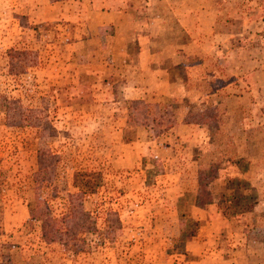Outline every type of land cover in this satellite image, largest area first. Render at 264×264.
<instances>
[{"label":"rangeland","instance_id":"obj_1","mask_svg":"<svg viewBox=\"0 0 264 264\" xmlns=\"http://www.w3.org/2000/svg\"><path fill=\"white\" fill-rule=\"evenodd\" d=\"M180 8L196 12L199 65L134 105L108 21L171 32ZM186 115L200 125L178 128ZM198 171H216L201 209ZM74 205L75 236L45 241L40 216ZM210 216L223 223L199 232L206 248L264 261V0H0V264H190Z\"/></svg>","mask_w":264,"mask_h":264},{"label":"crops","instance_id":"obj_2","mask_svg":"<svg viewBox=\"0 0 264 264\" xmlns=\"http://www.w3.org/2000/svg\"><path fill=\"white\" fill-rule=\"evenodd\" d=\"M173 12L175 14L174 20L176 21L173 25L176 29L171 32L168 30L167 21L165 22L162 18L158 17L154 19L150 18L146 24H141V27L128 29L131 27L130 25L128 26L125 19H123L125 14L124 10L113 13L114 17L108 21L116 27L114 28L113 35L114 37H118H116L117 41L114 42L112 47L115 57L111 58V62L114 61L118 66L122 67V74H125V67H128L129 75L136 81L133 82L135 87H131V89L132 93L137 95L131 96L130 99H142L143 101H147L145 95L148 96V93L144 94V92L149 91L151 95H156L157 97H166L170 94L174 95L170 86H172L174 82L178 85V80L184 78L182 77L184 76L182 75L183 73L189 74V72L195 71V68L199 65L193 62L196 49L195 46L197 44V38H195L194 32V30H196L194 21L196 12L194 10L192 13H183L181 8L180 11L176 9ZM93 13H96L97 16L98 13L104 14V12H100L99 9H96L92 14ZM106 22L107 21H100L91 27L87 25V30H96L97 27L99 28L104 25V23L108 24ZM127 29L132 33V37L127 38ZM184 33H187L190 37L186 38V42L184 41L185 38L182 39ZM130 48L133 50L130 51ZM139 90L141 93H138ZM180 95L177 89L176 96L179 97ZM177 123L178 128H186L189 126L198 127L200 125L198 123L186 122L182 119L177 121ZM251 174V171H245L243 176L249 179ZM191 206L201 209V207L195 206L194 204H191ZM222 223L223 220H221L220 217L210 216V218L200 226V231H198L196 235L197 240L195 237H192L191 240L186 241L188 255L192 257L190 264H241L240 261L245 262L244 264H264L262 258H258L259 253L253 251V249L250 250L247 246H244L245 248H240L242 252L241 250L234 251V257L230 260L221 256L222 254L219 251L215 253L214 250L206 248L204 241H198L199 232L206 237V234L211 235L212 232L217 231V229L222 226ZM212 226H216L217 229H212ZM208 250L210 252H208ZM195 256L198 257L194 258ZM238 257H243L244 260Z\"/></svg>","mask_w":264,"mask_h":264},{"label":"trees","instance_id":"obj_3","mask_svg":"<svg viewBox=\"0 0 264 264\" xmlns=\"http://www.w3.org/2000/svg\"><path fill=\"white\" fill-rule=\"evenodd\" d=\"M131 103L134 105L137 104H143V100L142 99H133L131 100ZM5 112L8 114L7 109H11L9 116H13L15 113V108H11L10 106L5 107ZM134 108H136L135 106H132L133 111L135 110ZM18 112V122L17 124H32L33 121H31V118L29 117V114H26L25 117H21V114L19 111ZM30 112V111H29ZM136 113L134 112V117H137L135 115ZM145 120H142L140 122H137V124H143L146 123L144 122ZM184 121L186 122H192V123H200V118H194L190 115H186V117H184ZM170 124V123H169ZM169 126V125H168ZM167 127V126H165ZM216 177V171H208V172H202V171H198L197 172V183H198V187H196L195 190V195H194V200L193 203L195 206L198 207H203L204 205H206L207 203H209L211 201V196L205 186V181L207 180H211L214 179ZM39 211H37L38 213ZM34 212L31 213V216L35 217L37 216ZM80 214L82 217H84L85 219H87V213H85L84 211H82V209L80 208V206H71L68 209V213H66L65 215H63L62 217L58 218V219H54L52 217H49L48 215H42L40 216V220H41V234L42 237L44 238L45 241L47 242H52V241H69L71 240L74 236H75V232L79 229H76V224L75 222H73L74 217ZM63 229V230H62ZM59 232H65L64 233V238L61 237L60 235H57V233L59 234Z\"/></svg>","mask_w":264,"mask_h":264}]
</instances>
